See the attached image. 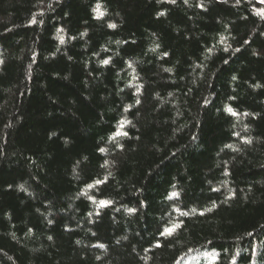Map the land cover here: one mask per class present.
<instances>
[{"label": "trees", "instance_id": "trees-1", "mask_svg": "<svg viewBox=\"0 0 264 264\" xmlns=\"http://www.w3.org/2000/svg\"><path fill=\"white\" fill-rule=\"evenodd\" d=\"M209 263L264 264V2L0 0V264Z\"/></svg>", "mask_w": 264, "mask_h": 264}, {"label": "snow or ice", "instance_id": "snow-or-ice-1", "mask_svg": "<svg viewBox=\"0 0 264 264\" xmlns=\"http://www.w3.org/2000/svg\"><path fill=\"white\" fill-rule=\"evenodd\" d=\"M261 2H264V0H261ZM98 9H99V5L97 6V10H98ZM100 15H103V13H100ZM110 27H115V25H110ZM105 63H107V61H105ZM228 111L231 112L232 109L229 108ZM173 195H175V193H174ZM169 231H171V230H169Z\"/></svg>", "mask_w": 264, "mask_h": 264}, {"label": "rangeland", "instance_id": "rangeland-1", "mask_svg": "<svg viewBox=\"0 0 264 264\" xmlns=\"http://www.w3.org/2000/svg\"><path fill=\"white\" fill-rule=\"evenodd\" d=\"M207 262H208V259H207ZM210 264V263H209Z\"/></svg>", "mask_w": 264, "mask_h": 264}]
</instances>
